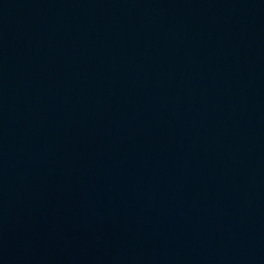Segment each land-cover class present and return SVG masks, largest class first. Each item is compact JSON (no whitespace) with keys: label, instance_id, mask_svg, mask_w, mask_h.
<instances>
[{"label":"water","instance_id":"1","mask_svg":"<svg viewBox=\"0 0 264 264\" xmlns=\"http://www.w3.org/2000/svg\"><path fill=\"white\" fill-rule=\"evenodd\" d=\"M0 264H264V0H0Z\"/></svg>","mask_w":264,"mask_h":264}]
</instances>
